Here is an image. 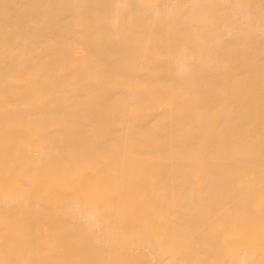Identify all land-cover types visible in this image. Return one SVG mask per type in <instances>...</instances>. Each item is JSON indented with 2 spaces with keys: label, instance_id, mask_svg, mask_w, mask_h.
<instances>
[{
  "label": "bare ground",
  "instance_id": "6f19581e",
  "mask_svg": "<svg viewBox=\"0 0 264 264\" xmlns=\"http://www.w3.org/2000/svg\"><path fill=\"white\" fill-rule=\"evenodd\" d=\"M0 264H264V0H0Z\"/></svg>",
  "mask_w": 264,
  "mask_h": 264
}]
</instances>
